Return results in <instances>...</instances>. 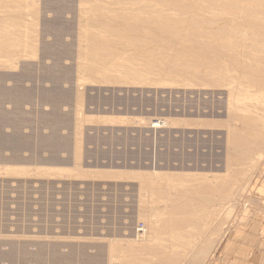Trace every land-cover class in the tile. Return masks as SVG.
<instances>
[{"label":"rangeland","instance_id":"374dc122","mask_svg":"<svg viewBox=\"0 0 264 264\" xmlns=\"http://www.w3.org/2000/svg\"><path fill=\"white\" fill-rule=\"evenodd\" d=\"M230 1L248 7L240 12L247 22L264 20V0ZM160 2L0 0V264H216L252 218L264 221V84L254 80L261 74L228 63L215 71L222 63L213 53L177 41L191 20L182 6L189 12L196 3ZM146 5L173 13V22L186 18L175 40L140 21H169ZM123 10V19L114 14ZM199 15L231 18L210 7ZM238 21L232 28L247 33L242 39L264 48V34ZM132 35L173 55L185 48L188 62H210L195 72L225 76L224 87L154 72L133 59L132 42L119 45ZM122 64L141 80L124 76ZM95 65L101 72L90 71Z\"/></svg>","mask_w":264,"mask_h":264},{"label":"bare ground","instance_id":"6f19581e","mask_svg":"<svg viewBox=\"0 0 264 264\" xmlns=\"http://www.w3.org/2000/svg\"><path fill=\"white\" fill-rule=\"evenodd\" d=\"M132 1H139V0H132ZM150 1H152V0H150ZM156 1H161L162 2V0H156ZM167 2H169V3H173L174 5H178V4H180L181 3V1L182 0H166ZM189 1H191V2H193V3H196V5H197V7L196 8H194V10H189V12L187 11L188 9V6H186V5H183L182 6V9L184 10V11H181L182 13H188L189 15H190V23L188 24V26H186L187 27V29H186V33L185 34H183V35H181V37L180 38H178L177 39V41L179 40L180 41V43H182L183 44V46L184 45H190V44H194V45H192V46H189V47H193V46H195L196 48H201V49H204V50H206V51H208V52H210V53H213L214 54V56H215V58L214 59H216V61L220 64V63H222V64H220V65H216L217 67H220V68H218V69H215V71H223V70H226V67L228 66L227 65V63L229 64V65H235L236 67H239V66H243V67H245L246 69H251V71H253V72H260V74H261V76H258V78H255L254 80L256 81H259V83H261V84H264V55H262V52L264 51V48L262 47V49L260 48H258V47H256V46H254V45H249L246 41H244L243 39H242V37H243V35H245V34H247V33H243V32H236L235 30H236V28H232V27H234V25H237V24H239V19H242L243 20V24L244 25H246V26H249V27H253L254 28V30H257L258 32H260V33H262V34H264V20L262 21V23H258V24H254V23H252V21H249V22H247L246 20H249V18L248 19H243L242 17V15H241V11H243V12H247L246 10L248 9V7H244V6H239L238 4H239V2H238V4H237V2L236 1H230V0H189ZM238 1V0H237ZM249 1V0H248ZM247 1V2H248ZM250 1H253V0H250ZM255 1V0H254ZM160 2V3H161ZM164 2V1H163ZM119 3H121V1H119ZM133 3V2H132ZM128 4H129V2H128ZM137 5V4H136ZM171 5V4H170ZM246 6H248V5H246ZM163 7V6H162ZM208 7H210V8H213V9H216V10H218V11H221L222 13H226V14H228V15H230L231 16V18L230 19H228V18H218V19H216V20H209V21H207L204 17H202L201 15H199V11L200 10H203V8H208ZM255 7V6H254ZM167 8V7H166ZM253 8V7H252ZM251 8V9H252ZM257 8V7H256ZM143 10H144V12H145V10L147 11H149V9H150V13H152L153 14V16H156V17H162V18H164V20L166 19V20H169V21H167V22H162V21H160V20H158V19H155V20H153V19H143V20H141L140 19V21H142V22H146V23H150L152 26L154 25V26H156L159 30H162V32L164 33V34H168L169 36H170V39L169 40H171V41H173V40H175V38L177 37V36H179V31L180 30H182L183 29V27L184 26H179L180 25V23L181 22H183L186 18L185 17H181L180 19H178L177 18V20H175L174 22L171 20L172 19V15L171 14H173V13H171V14H168L167 13V11L168 10H165L164 8H161V9H155V8H152V7H150V5L147 7V5L146 6H144L143 8H142ZM169 9H172V8H169ZM191 9V8H190ZM249 9H250V5H249ZM250 9V10H251ZM262 9V8H261ZM254 10V9H253ZM256 10V9H255ZM124 11L125 10H123V12H117V11H115V13L114 14H116V15H118L120 18H125V16H127V15H125V13H124ZM171 11V10H170ZM174 11V10H173ZM257 11H258V8H257ZM111 12V11H110ZM177 12H178V10H177ZM259 12V11H258ZM263 12V11H262ZM262 12H260V13H262ZM149 13V14H150ZM179 13V12H178ZM196 13V14H195ZM249 13V12H248ZM251 13V12H250ZM259 13V14H260ZM177 14V13H176ZM180 14V13H179ZM184 14H181V15H184ZM214 14V13H213ZM246 14V13H245ZM255 14V13H254ZM263 14H264V12H263ZM132 15V14H131ZM131 15L130 16H128V17H130V19H131ZM136 15V14H135ZM180 15V16H181ZM250 15H252V16H255V15H253V14H250ZM151 16V15H150ZM185 16H187V15H185ZM204 16V15H203ZM136 17H138V15H136ZM215 17V16H214ZM248 17V16H247ZM135 18V17H134ZM148 18V17H147ZM187 19H188V17H187ZM174 20V19H173ZM253 20V19H252ZM255 20V19H254ZM220 21H222V22H224L226 25H224V26H221V27H218V28H216V29H204L203 27H202V24H204V23H210V25H216L218 22H220ZM260 21V20H259ZM124 22V21H123ZM182 24V23H181ZM229 24H231V25H229ZM242 24V25H243ZM150 25V26H151ZM220 25V24H219ZM153 26V27H154ZM209 26V25H208ZM147 29V28H146ZM2 30V29H1ZM148 30V29H147ZM151 30V29H150ZM150 30H148V31H150ZM153 30V29H152ZM238 30V29H237ZM4 31V30H3ZM136 31V30H135ZM155 31V30H154ZM152 32V31H151ZM245 32V31H244ZM140 33V32H139ZM137 36V35H136ZM135 36V37H136ZM142 36V35H141ZM253 36V35H252ZM251 36V37H252ZM90 38L91 37H94L93 35L92 36H89ZM120 37H122L123 38V36H120ZM127 37H129V36H127ZM135 37H133V35L130 37V39H126L125 41H124V39H122V41H120V43H119V45L120 46H122V47H124V46H126L125 48H127L128 47V43H129V46L131 45V43L130 42H132L133 44V46H135V49L134 50H132L134 53H133V59L134 60H136V61H141V62H144V63H146V66H147V64L149 63L150 65H149V67H151V69L154 71V72H156V73H158V72H165L166 74H168V75H174V76H181V77H184V78H189V79H191V81H196V80H199V81H206L207 83H209L210 84V86L213 84V85H216V86H220V85H222L223 87H224V85L222 84V82H223V80H224V78H225V76L223 77L222 75L221 76H217L215 79L214 78H211V77H213L214 75H213V71H206V72H202V71H200V70H198L199 72H195V70L197 69V67L198 68H205V69H209V68H211V66H209L210 65V62H209V64H202V65H198L196 62H194L195 61V59H192V60H194V61H190V62H188V61H186V59H185V56H186V54L188 53V52H186L184 49L185 48H177L176 49V51H175V55H173L169 50H158V49H155V48H149V47H146V45H144V46H142L139 42H140V40L141 39H139V38H135ZM142 38V37H141ZM157 38V37H156ZM247 39H249L248 37H246ZM92 39V38H91ZM94 39V38H93ZM164 39V38H163ZM95 40H98V39H95ZM254 40L256 41V38L254 37ZM259 40V39H258ZM93 41V40H92ZM142 41V40H141ZM158 41V40H157ZM167 42H169V41H167ZM263 42H264V39H263ZM156 43V42H155ZM163 43V42H162ZM165 43V42H164ZM102 44H103V42H102ZM179 44V43H178ZM263 44V43H262ZM256 45V44H255ZM173 46H175V45H173ZM178 46V45H177ZM89 47V46H88ZM98 47V49L100 50V48L101 47H103V46H101V42L100 43H96V44H93V45H91V49H89V51H92V50H94L95 48H97ZM108 47H111V46H108ZM131 47V46H130ZM179 47V46H178ZM239 47H244V48H248L249 50H250V48L251 49H255V52H257L258 54L255 56V55H253V57L251 56L252 55V53L250 52V51H248L247 50V52H243L242 54H245V56L246 57H242V56H240V51L238 50V48ZM187 49V48H186ZM102 50H104V49H102ZM189 50V49H188ZM191 50V49H190ZM189 50V51H190ZM193 50V49H192ZM120 51H122L121 53H124V49H122V50H120ZM127 51H130V50H127ZM173 51V50H172ZM203 51V50H202ZM194 52V51H193ZM113 53V52H112ZM190 53H192V52H190ZM201 53H203V52H201ZM201 53H197V55H198V57L200 56L202 59L205 57V58H210L211 57V54L210 53H205V54H207L209 57H207L206 55H204V53L203 54H201ZM264 53V52H263ZM82 54V53H81ZM109 54V53H108ZM189 54V53H188ZM194 54V53H193ZM196 54V53H195ZM110 56H112V57H118L119 56V54H116V53H113V55L112 54H109ZM190 56H191V54H189ZM92 56V59H93V55H91ZM104 56H108V55H104ZM132 56V55H131ZM193 56V55H192ZM195 56V55H194ZM213 56V55H212ZM89 57V56H88ZM97 58H99V57H97ZM194 58H196V57H194ZM244 58H247V59H249V60H251V63L249 62H247V60H245ZM210 59H213V58H210ZM98 60V59H97ZM113 60V59H112ZM115 60V59H114ZM123 60H124V58H123ZM198 60V59H197ZM129 61V60H128ZM211 61H213V60H211ZM220 61V62H219ZM205 62V61H204ZM113 63H114V61H113ZM112 63V61H110V60H107L105 63H104V67H105V69H107L108 71L109 70H111L112 68H117L114 64ZM117 63V62H116ZM208 63V62H207ZM82 64V63H81ZM213 64V63H212ZM215 64H216V62H215ZM83 65V64H82ZM81 65V66H82ZM117 65V64H116ZM136 65V64H135ZM145 65V64H144ZM117 66H119V65H117ZM120 66H122V70H119L120 72L122 71V73H123V75L124 76H127L128 78H130V79H139L140 77H139V75H138V73L136 74V73H134V70H132L128 65H124V64H122V65H120ZM123 66H124V70H123ZM136 66H138V65H136ZM213 68V67H212ZM211 68V69H212ZM214 68H216V67H214ZM118 69V68H117ZM143 69V68H142ZM142 69L140 70V68L138 69V70H140V71H142ZM229 69V68H228ZM90 71H92L93 73H99V72H101V70H99V68L95 65V66H93V67H91L90 68ZM111 71H114V70H111ZM137 71V70H136ZM229 71V70H228ZM230 71H232V70H230ZM114 72H116V71H114ZM142 72H144V70L142 71ZM145 73H147V72H145ZM147 74H149V73H147ZM225 74V73H224ZM122 75V76H123ZM143 75V74H142ZM151 75V74H150ZM159 75V74H158ZM213 75V76H212ZM216 75H217V73H216ZM145 76V75H144ZM153 76V75H152ZM162 76V75H161ZM256 76V75H255ZM111 77V76H110ZM109 76H108V78H110ZM165 77V76H164ZM168 77V76H167ZM232 77H234V76H232ZM237 77V76H236ZM236 77H235V80H236ZM108 78H106V80L108 79ZM152 78V77H151ZM171 78V77H170ZM227 78V77H226ZM149 79V78H148ZM162 79V78H161ZM228 79V78H227ZM101 80V79H100ZM116 80V79H115ZM128 80V79H127ZM139 80H141V79H139ZM143 80H146V79H143ZM152 80V79H151ZM154 80V79H153ZM156 80H160V78L159 79H157L156 78ZM163 80H165V79H163ZM169 80V79H168ZM170 80H172V79H170ZM169 80V81H170ZM113 81V80H112ZM173 81V80H172ZM175 81H178V80H174V82ZM182 81H184V80H182ZM194 81V83H196ZM132 82H134V81H132ZM143 82V81H142ZM179 82V81H178ZM109 83H110V81H109ZM111 83H113V82H111ZM224 83V82H223ZM151 84V83H150ZM229 85V84H228ZM248 86V85H247ZM215 87V86H214ZM246 88V87H245ZM244 88V89H245ZM234 89V88H233ZM245 91H249V90H245ZM258 91V90H257ZM242 92H243V89H242ZM252 112V111H251ZM263 117V116H262ZM111 118V117H110ZM241 120V119H240ZM160 123V122H159ZM167 124V123H166ZM153 125V124H152ZM160 125V124H159ZM159 125H157L156 127H158ZM161 126V125H160ZM234 126H236V125H234ZM154 127H155V125H154ZM250 127V126H249ZM262 127V126H261ZM230 130V129H229ZM228 130V131H229ZM230 132H232V131H230ZM234 134H235V132H234ZM232 136V135H231ZM235 136V138H239L240 137V135H238L237 136V134L236 135H234ZM243 138V137H242ZM240 139V138H239ZM239 139L237 140V139H235V140H237V141H239ZM241 141V140H240ZM230 142H232L233 143V141H230ZM258 143H260V142H258ZM234 147V146H233ZM236 148H237V146H235ZM247 147V146H246ZM230 150H233V149H230ZM234 150L235 151H237L235 148H234ZM243 150L244 149H242V151L241 152H243ZM250 149H248V151H249ZM244 151H246V150H244ZM252 151V150H251ZM254 151V150H253ZM259 151V150H258ZM233 153V152H232ZM235 153V152H234ZM75 160H76V163H77V161H79V152H78V150H77V148H76V151H75ZM238 154V153H237ZM227 155H228V152H227ZM231 155H233V154H231ZM236 156V155H235ZM239 156V155H238ZM230 160V159H229ZM233 160V159H232ZM232 163V162H231ZM17 164V163H16ZM245 164H247V163H245ZM231 165V164H230ZM78 166V165H77ZM234 166V165H233ZM114 168V167H113ZM10 169H12V170H21V169H24V168H16L15 167V169L14 168H10ZM31 169V168H30ZM76 169L78 170V168L76 167ZM116 169V168H115ZM51 170V172L53 171V172H56V171H59V170H62V169H60V168H53V169H49V171ZM110 170V169H109ZM107 172V171H106ZM111 172V171H110ZM100 173H102L101 171H99V172H93V174H100ZM89 174H91V173H88V175ZM107 174V173H106ZM101 175V174H100ZM96 176V175H95ZM106 177V176H105ZM226 177H228V176H226ZM99 178V177H98ZM230 178V177H229ZM233 178V177H232ZM226 179V178H225ZM235 181V180H234ZM230 182H232V181H230ZM211 183V182H210ZM224 183H226V182H224ZM228 183V182H227ZM228 186V185H227ZM199 187V186H198ZM224 187V186H223ZM208 188H209V186H208ZM212 189V188H211ZM225 189H228V187H224V188H221V191H223V190ZM230 189V188H229ZM224 190V193H226V194H228L226 191ZM189 191V190H188ZM218 191H220V190H218ZM228 191V190H227ZM240 191V190H239ZM165 192V191H164ZM207 192V191H206ZM215 192V191H214ZM180 194V193H179ZM200 194H202V193H200ZM206 194V193H205ZM235 195V194H234ZM180 197V196H179ZM178 198V197H177ZM180 198H183V197H180ZM179 199V198H178ZM178 201V200H177ZM159 204V203H158ZM183 204V203H182ZM199 204V203H198ZM232 204V203H231ZM160 205V204H159ZM236 205V204H235ZM247 205V204H246ZM245 205V206H246ZM161 206V205H160ZM169 206H171V205H169ZM176 206V205H175ZM188 206V205H187ZM186 206V207H187ZM164 207V206H163ZM178 207H179V205H178ZM173 208H175V207H173ZM173 208H172V210H173ZM208 215V214H207ZM201 216H202V214H201ZM211 216V215H210ZM188 218H191L192 219V217H188ZM184 219H178V220H173L174 221V223H177V224H181V222L183 221ZM192 221V220H191ZM169 222V221H168ZM188 222H190L189 220H188ZM172 223V222H171ZM191 223V222H190ZM193 223V222H192ZM195 223V222H194ZM222 223V222H221ZM173 224V223H172ZM187 224V223H186ZM187 225H189V226H191V224H187ZM179 228V227H178ZM186 228H187V226H186ZM217 231V230H216ZM146 233V232H145ZM144 235H146V234H144ZM142 236V237H145V236ZM139 236H141V235H139ZM141 237V238H142ZM187 237V236H186ZM213 237V236H212ZM155 238V237H154ZM188 238V237H187ZM178 239V238H177ZM155 240H157L156 238H155ZM155 246V245H154ZM178 246V245H177ZM130 248V247H129ZM128 248V249H129ZM132 248V247H131ZM144 248V247H143ZM145 248H147V246H145ZM132 249H134V248H132ZM153 249V248H152ZM115 250H117V249H115ZM119 250V249H118ZM117 250V251H118ZM134 250H138V249H134ZM141 250V249H140ZM150 250V249H149ZM164 250H165V248H164ZM193 250V249H192ZM194 250H195V248H194ZM127 251V250H126ZM154 252H155V249L153 250ZM152 251V252H153ZM161 250L159 249V251L158 250H156V252L158 253V252H160ZM210 251V250H209ZM111 252V251H110ZM119 252H121V251H119ZM123 252V251H122ZM143 252V251H142ZM153 252V253H154ZM162 253H164V251L162 252ZM180 253V252H179ZM202 253H199V257L198 258H200V255H201ZM183 255V254H182ZM192 255V254H191ZM178 256H180L179 254H178ZM197 258V259H198ZM54 259H61L59 256H57L56 255V258H54ZM215 260V259H214ZM138 261H140L141 262V260L138 258ZM146 260H143L142 262H145ZM147 262H148V260H147ZM201 262V261H200ZM207 263V262H206Z\"/></svg>","mask_w":264,"mask_h":264},{"label":"crops","instance_id":"0c3cea01","mask_svg":"<svg viewBox=\"0 0 264 264\" xmlns=\"http://www.w3.org/2000/svg\"><path fill=\"white\" fill-rule=\"evenodd\" d=\"M216 264H264V221L260 217L252 218L243 236L229 242Z\"/></svg>","mask_w":264,"mask_h":264},{"label":"built area","instance_id":"2783aa9c","mask_svg":"<svg viewBox=\"0 0 264 264\" xmlns=\"http://www.w3.org/2000/svg\"><path fill=\"white\" fill-rule=\"evenodd\" d=\"M144 229V226H141V230Z\"/></svg>","mask_w":264,"mask_h":264}]
</instances>
